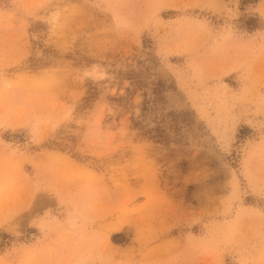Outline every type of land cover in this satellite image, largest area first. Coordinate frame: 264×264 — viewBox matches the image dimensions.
<instances>
[{
    "label": "rangeland",
    "instance_id": "obj_1",
    "mask_svg": "<svg viewBox=\"0 0 264 264\" xmlns=\"http://www.w3.org/2000/svg\"><path fill=\"white\" fill-rule=\"evenodd\" d=\"M0 264H264V0H0Z\"/></svg>",
    "mask_w": 264,
    "mask_h": 264
}]
</instances>
